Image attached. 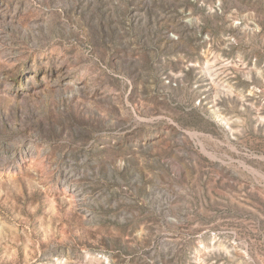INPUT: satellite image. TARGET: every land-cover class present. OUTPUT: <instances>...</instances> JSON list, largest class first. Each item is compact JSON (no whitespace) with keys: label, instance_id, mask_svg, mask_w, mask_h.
I'll return each mask as SVG.
<instances>
[{"label":"rangeland","instance_id":"obj_1","mask_svg":"<svg viewBox=\"0 0 264 264\" xmlns=\"http://www.w3.org/2000/svg\"><path fill=\"white\" fill-rule=\"evenodd\" d=\"M0 264H264V0H0Z\"/></svg>","mask_w":264,"mask_h":264}]
</instances>
